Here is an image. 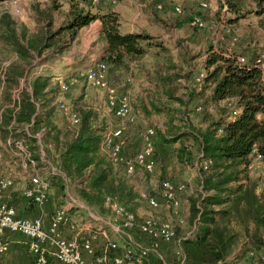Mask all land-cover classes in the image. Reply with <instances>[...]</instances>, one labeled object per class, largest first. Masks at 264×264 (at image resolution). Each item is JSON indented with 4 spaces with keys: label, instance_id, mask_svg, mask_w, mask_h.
<instances>
[{
    "label": "trees",
    "instance_id": "trees-1",
    "mask_svg": "<svg viewBox=\"0 0 264 264\" xmlns=\"http://www.w3.org/2000/svg\"><path fill=\"white\" fill-rule=\"evenodd\" d=\"M3 1L9 0H0ZM154 2L157 9L159 0ZM224 5L226 13L232 14L228 20L235 44L207 47L203 85L188 92L189 102H195L192 110L196 111L198 123L183 115V128L172 126L165 132L152 127L156 160L160 159L159 138L173 145L174 165L196 169L198 184L186 197L185 213V224L194 226V231L181 238L182 250L192 264H214L232 252L238 258L252 252V262H259L264 253V198L258 191L257 179L249 173L254 158L264 164V68L258 61L264 55V0H223L221 6ZM61 7L59 0H31V23L19 22L8 13L0 16V135L3 141L6 137L23 139L36 166L47 157L75 185L78 196L88 206L104 211L105 200L110 197L133 212L137 193L101 152L105 132L96 124L95 109L80 105L75 112L79 117L77 125L60 127L52 119L50 104L60 83L51 81L53 75L46 72H31L36 61L39 65L53 55L59 56L81 28L97 19L102 23L100 35L106 42L100 62L106 65L108 75L131 74V61L154 48L157 70L154 69L166 86L177 79V74L159 71L162 63L158 58L170 47L153 41L154 36L146 31H122L119 14L95 6L91 0H69L63 18L59 16ZM189 8V21L196 20L192 27L197 31L203 15H207ZM250 16L257 18L255 24L242 23ZM159 20L164 27H179L182 22L174 15ZM237 27L248 31L246 39L238 35ZM256 30L263 38L256 36ZM176 90L168 85L163 93L167 99L182 102ZM8 164L0 146V178ZM161 167V176L168 175L174 182L173 172ZM45 179L53 202H64L67 183L63 177L48 172ZM182 227L177 228V234H182ZM148 258L151 264L160 263L153 253Z\"/></svg>",
    "mask_w": 264,
    "mask_h": 264
},
{
    "label": "rangeland",
    "instance_id": "rangeland-1",
    "mask_svg": "<svg viewBox=\"0 0 264 264\" xmlns=\"http://www.w3.org/2000/svg\"><path fill=\"white\" fill-rule=\"evenodd\" d=\"M45 1L51 2L52 0ZM59 1L62 3L59 16L63 18L69 8V0ZM5 2L6 1L0 2V16L3 13H8L19 22H32V13L30 8L31 0H20L18 4V12H14V7ZM222 3L223 0H162L160 3L161 6L157 7L156 5V9L154 0H99V2L95 3L94 5L102 9L113 8L122 12L130 11L133 15L138 14L139 16H149L150 19H148L149 22L152 23L151 28L154 31L158 30L159 25L157 22L161 24V29L164 28L165 33L161 38L154 35L153 41L165 40V44L170 47V50L166 53H163L158 58V61L162 63L159 71L161 70L164 75H172L175 73L177 74V79L172 82H167L166 86L162 85V82L159 79V73L155 71V62L157 59L156 56L153 55V52L155 51L154 48H152L153 50H151L147 55L135 58L131 61V74L119 72L118 74L111 73V75H108L106 70L105 81L107 85L115 87L118 93L122 95L125 94L129 98L131 111L136 116V120L132 123H129L118 120L112 114L108 106L105 88L91 86L85 81L84 76L81 73H83L86 69L78 70L77 72L72 73L65 72L66 74L61 72L62 77H59L58 79H52L51 81L56 83H64L69 79H73V82L69 83L66 90H62L60 88L59 92L56 91L55 94L50 98V104L52 105V119L55 120V122L60 125V127L65 125L75 127L78 122L74 123L71 119L65 117L62 110L59 108V105L63 103L68 107V109L72 110L73 113L76 111L78 112V107H80V105L83 107H92L98 114L96 124L104 127V136L107 135V133H111L123 144L124 154H128L130 156H133L138 150L142 148L148 128H159L165 132H167V130L172 126H180L183 128L185 124L183 125V123L180 121V118L183 117V115L188 116V119L190 118L193 123H198L196 111L192 110L195 102H189L188 92L192 89L198 90L200 89L199 87L203 85L201 77L204 72L203 59L207 47L210 45H224L225 42L235 44V41H231L230 23L228 20V17H231L232 14L226 13V7L225 5L221 6ZM252 4L254 5L255 2H252ZM190 6L194 9H198L200 12H203L202 14L207 15H203L202 20H200L201 22L198 25L199 27H197V31H194L192 27L195 26V23L192 24V20L189 21V17H191L189 15V9H191L189 8ZM176 7L180 8V12L176 10ZM166 12L169 14H166ZM169 15H174V17L181 19V26L170 27L168 25L164 27L159 18L161 17L162 19H168ZM256 20V17L250 16L249 18H243L242 23L255 24ZM244 24H242V26ZM237 28V33H239L238 35L242 37V39H246L248 37V31L245 30L244 27ZM257 31L258 30L255 32L256 36L263 38L262 33H257ZM78 42V40L75 41L76 44H78ZM73 45L74 42H72V44L69 46H66L64 50L60 52L59 56L53 55L52 59L50 58L46 64L53 65V63L59 60L61 56L70 51ZM237 45H239V43ZM0 54H2V52H0ZM2 56L3 55H0V58H3ZM24 84L25 81L22 82V85ZM168 85L177 87L175 92H177L176 94L178 97L182 98V102H177L166 98L165 94L163 93V89L164 87H168ZM156 141L159 144L163 143L159 138H157ZM23 143L25 144V142ZM163 144L165 145L160 144V146L163 147V150H160L161 154L160 151H158L160 159L157 160L152 173H146L143 172L142 169H138L135 173L130 175L125 172L121 165L114 163V166L118 172L121 173V175L126 179L127 183L132 186L133 190L137 193V197L135 199L136 206L133 209L137 221L141 220V218L147 215L156 216L161 220H171L174 218L173 211L166 206H161L156 211H154L150 210L145 202H140L137 200L139 191L150 189L155 184L158 185L163 178L167 177L171 179V177L168 175H164V177L161 176L162 171L160 169L162 168V165L167 171H169V173L170 171L173 172L174 178L176 180L174 181L175 183L186 185V189L180 195L182 198V211L184 213L185 219L187 206L186 197L197 188L198 181L196 169L193 167L183 169L180 165H174L171 158L173 145L170 146L166 143ZM0 146L7 155L8 161L10 162L6 173H1V175L4 177L9 176L15 182L20 184L21 182L27 183L30 174L33 172L32 167L29 166L30 164L25 161L27 163V170L23 171V168L20 165V162L23 160L21 157L23 156L19 154V150L16 145L13 143L2 142ZM100 150L104 155H106L108 159H110L108 152L105 149L101 147ZM14 152L17 153V155L14 154ZM42 156H44V153H42ZM43 158V164L36 166L35 163L34 168H36L38 171V173L35 174H38L45 179L47 173H52V170H54L55 172L52 174L61 175L67 183L64 202H55L52 210L58 206H70L68 212L71 210L70 214L72 215H70V220L75 225V227H79L82 231H84V223L88 222L91 225V230H93L91 233L95 234L94 231H97V229H105L111 240H114L119 244L127 242L128 234L132 239L142 241V237L140 236L137 229H129L126 230L125 233L114 232L108 223H112L113 225L124 230L120 225L121 217L115 216V214L107 206L104 207V211H100L95 207L85 204L84 201H82V199H80L78 196L75 185L70 183L61 170L52 164V162H50L47 157L44 156ZM174 166H176V168H174ZM254 177L257 179L258 191L264 198V189L262 190L260 187L261 183H263V180L261 179L262 176L258 174ZM51 198L52 196L50 195V203L53 201ZM78 201H80L84 207H78L76 205ZM71 205L75 206L73 207ZM32 208H34V206H29V215H31L30 212ZM79 209L82 211H78ZM88 212H90V215ZM91 214H93L94 217H92ZM73 215L74 220L71 219V216ZM96 217L100 218L98 219ZM99 225L101 227H99ZM187 227L188 225L185 224L184 227L179 228V231L187 230L189 228ZM179 235L180 234H177V237H179ZM78 238L81 237L79 236ZM173 253V245L168 246L164 251H162L164 258L170 261L176 260V257ZM235 256L236 255L234 252L230 253L222 261L223 264L258 263L252 262V252L247 253L242 258Z\"/></svg>",
    "mask_w": 264,
    "mask_h": 264
},
{
    "label": "built area",
    "instance_id": "built-area-1",
    "mask_svg": "<svg viewBox=\"0 0 264 264\" xmlns=\"http://www.w3.org/2000/svg\"><path fill=\"white\" fill-rule=\"evenodd\" d=\"M157 7H160V2ZM20 0H9L10 6L14 7V12L19 11ZM99 0H91L92 4ZM180 12V8L176 7ZM196 20H192V24ZM264 55L261 56V66L264 68ZM243 60V59H241ZM106 65L102 62L84 70L81 73L85 81L94 87L105 88L107 93L108 106L112 114L122 122L132 123L136 120V116L131 111L129 98L117 92L113 86L106 83ZM73 79H69L64 83H60L61 89L66 90L69 83ZM65 117L71 119L74 123L78 122V116L68 109L63 103L59 105ZM235 114V111L233 112ZM154 130L147 129L146 137L142 144V148L133 156L124 154L123 144L117 140L111 133L104 136L101 147L108 152L110 160L113 163L121 165L126 173L133 174L138 169L143 172L152 173L157 163L154 156L153 144ZM7 143H13L19 150L23 166L27 167V163L32 167V173L29 176V185L21 189V197L28 203L35 205H43L49 199V185L46 179L42 178L34 168L35 162L31 158L28 146L23 143L22 139H14L9 137ZM17 155V153L14 152ZM55 171L52 170V173ZM34 173V175H33ZM15 187V181L11 177L0 178V255L5 247V234L7 232L19 233L27 240V246L31 255L33 264H48L49 248L55 249V256L66 264H86L84 255L90 257L89 264H151L149 262V254L153 253L160 260L159 264H192L190 263L181 247V238L191 236L194 226L184 230L177 237L176 230L186 223L184 213L182 211V198L180 193L186 189L185 184L172 182L169 178H164L158 185H153L150 189L141 190L138 193L140 202H145L150 210L156 211L161 206L170 208L174 213L171 220H161L153 215H147L141 220L136 219L135 214L128 210L124 205L115 199L107 197L105 206L109 207L115 216L121 217L120 225L124 229L108 223L114 232L125 233L129 229H137L142 241L132 239L129 234L125 243L119 244L111 240L105 229H97L95 234L78 238V234L71 237H65L60 233L61 227L67 226L74 228L75 225L70 220L68 207H56L49 217L48 224L45 226L41 216H29L19 214L13 205L9 204L7 196L11 194V189ZM94 217L93 214H91ZM100 218V217H96ZM176 243V244H174ZM173 245L176 260H167L162 255L168 246ZM118 248L120 253H118ZM215 264H223L219 261ZM233 264V263H226ZM255 264H264V253L261 255L260 262Z\"/></svg>",
    "mask_w": 264,
    "mask_h": 264
},
{
    "label": "crops",
    "instance_id": "crops-1",
    "mask_svg": "<svg viewBox=\"0 0 264 264\" xmlns=\"http://www.w3.org/2000/svg\"><path fill=\"white\" fill-rule=\"evenodd\" d=\"M109 9L114 10L115 12L119 14L120 21H121V30L124 32L146 31L150 33L152 36L155 35V36H159L160 38L165 33L164 28L161 29V24L159 22H157L159 25L158 30L154 31L151 28L152 23L149 22L150 18L147 15L139 16L138 14L133 15L130 11L122 12V11H118L117 9H113V8H109ZM92 10L94 11L95 9H92ZM166 14H169V13L166 12ZM101 28H102V23L98 19L93 21L90 25L81 28L78 33V36L74 40V45L71 47L70 51H68L65 55L61 56V58L55 61L53 65H48L46 63H41L38 65L36 62L35 67L33 71L31 72V74L35 75V74L46 72L48 74L53 75V79H58L59 77H62L61 72L72 73V72H77L78 70L88 69L96 65L102 60V57L104 56L105 51H106V42L102 39L100 35ZM77 40L79 41L78 44L75 43V41ZM162 42L165 43V40ZM151 50L153 49L151 48L148 51V53H150ZM154 52H153V55H154ZM1 111H2V108H0V121H1ZM8 138L9 137H6L5 140L7 141ZM14 139H18V138H14ZM3 140L4 138H2L0 135V144L2 142H6ZM160 144L165 145L163 143H160ZM160 144L157 142L158 151L163 150V147H161ZM169 145L172 146V144H169ZM160 154H161V151H160ZM8 163L10 162L8 161ZM20 165L23 168V171L27 170L26 166H23L22 162H20ZM249 173L252 176H255L258 174L262 176L261 179L263 180V183H261L260 187L263 190L264 189V164L261 161H259L257 158H254L252 164L249 167ZM28 182L29 181H27V183ZM27 183L21 182L20 184L18 182H15V187L11 189L12 190L11 194L7 196V200L9 204L13 205L16 211L22 215H29L28 214L30 211L28 210L29 206H34V208L31 209V212H30L31 215L29 216H41L43 218L45 226H47L49 217L54 210V209L52 210V208L55 205V202L52 201V203H50V199H49L46 201V203H44L45 205H35V204L28 203L25 199L21 197V189L27 186ZM50 195L52 196L51 190L49 191V197ZM51 200H53V196ZM76 205L78 207H84V205H82L80 201H78ZM71 206L74 207L75 205H71ZM69 208L70 206L68 207V210ZM80 210L81 209H79L78 211ZM70 212L71 210L68 212L69 215H72L70 214ZM88 214L90 215V212H88ZM73 217L74 215L71 216L72 220H74ZM84 225H85L84 231H82L81 228L79 227L69 228L63 225L61 227L60 233L65 237H71L74 234L75 235L78 234V236H80L81 238L89 237L91 225L88 222L84 223ZM99 227L101 226L99 225ZM5 240H6L5 247H4L3 252L0 255V264H33L31 255H30V252L27 246V240L24 236H22L19 233L7 232L5 234ZM54 252H55V249L53 247H50L49 255H48V264H66L60 261L59 259H57ZM84 258L86 260V264H89L90 257L88 255H84Z\"/></svg>",
    "mask_w": 264,
    "mask_h": 264
}]
</instances>
